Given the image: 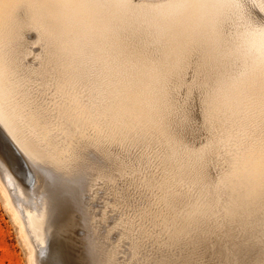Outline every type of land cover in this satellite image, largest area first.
Returning a JSON list of instances; mask_svg holds the SVG:
<instances>
[{"label": "bare ground", "instance_id": "bare-ground-1", "mask_svg": "<svg viewBox=\"0 0 264 264\" xmlns=\"http://www.w3.org/2000/svg\"><path fill=\"white\" fill-rule=\"evenodd\" d=\"M226 4L227 0H131L132 6H129V0H0V126L8 135H4V137L7 145L12 149L13 157L20 163L17 171H19L21 176H19L21 178L19 180L12 171V166L10 167V164L8 165L3 158L4 156L2 157V155H0V194L4 204L10 210L13 219L18 225L21 241L28 253L29 264H44L46 261L47 264H70L65 251V244L62 243L61 238L63 236L60 237L62 234L59 233L56 235V229L63 226L64 222L67 223L68 221L69 224L67 225H69V228H72L73 225L80 227L82 221L73 217L75 213L72 215L71 212L73 209H83L82 201L80 200L82 178H89L92 176L91 173H95L97 176L112 179L114 170L117 166L115 160L109 155V151L106 152L107 147L106 149L103 148V140L99 136L98 130H95L97 133L94 135L97 136V138H94V141H92V137V140L89 139L87 143L86 141H82V104H76L77 102L75 100L67 99V96H64L66 93L65 89H67L66 84L69 81L67 73L70 72V69L81 71L82 74L86 75V77H90L91 80H94L97 86H99L101 101L98 111L103 118L101 121H103V124L107 128L104 137L110 138L109 141L113 140L111 138L115 139L119 134H123V132L135 129V127L136 129L138 127L141 128L144 124L156 127L164 134L167 132V119L175 105L174 96H176L178 91H185V89L177 88L178 91L172 90L169 92V95H167L168 92L166 94H161V91H156L157 86L154 80L152 81L147 76V73L143 72L146 76H142V78L133 73L134 70L130 69L133 68V66L128 64L121 53L122 50L118 48L117 44L119 42V33L124 31V29L126 30L125 27L122 28L120 25H122V22L125 24L129 14H137L139 17H137L136 21L138 22L141 20V15H146L145 13L150 9L156 11V19L159 20L161 24H166V26L175 24L177 27L181 28V31L184 30L189 33L192 36L191 38H201L204 40L211 54L214 69H223V73L226 76L225 80L217 84L216 87L211 90V93H209L210 95L208 97L206 96L207 101L204 100V96L200 93L202 95V103L205 107L204 110H206V112H203L206 113L209 120L208 122L210 123V146L214 150H219L221 146H224L226 147L225 150L230 152L228 163L232 166V172H234V174L238 172V176L242 177L245 187L243 193L250 199V201L247 200V202L252 203L251 206L244 207L241 226V260H248L249 264H253V262H257L258 264L260 259V239L262 234H264V228L258 214V209L264 202V80H262L258 69L246 66L244 61L238 56L228 54L231 45L225 41L222 34L223 22L229 18L231 13V10L226 7ZM156 19L154 17V19L149 20L146 24L153 28ZM28 31L34 32V39L31 42L26 39V32ZM233 39L239 43H244L243 38L238 35L233 37ZM32 44H37L40 51L33 53L30 47ZM27 57H31L38 61L29 63V61L26 60ZM54 72L56 76H54ZM44 74L47 75L49 80H52L54 76L55 92L59 94L60 98L68 100L66 103L62 102L63 105L65 104L66 106L64 105V107L62 106L60 108V110H64V112L62 111L63 114L59 117L55 112V114H52L50 111L49 113L46 109L44 110L41 103L38 102L37 92L42 88L39 75ZM86 84L89 85V83ZM188 90L189 92L192 91L190 89ZM33 96H35V98H33ZM79 99H81V97ZM53 100L52 98V102ZM48 103L49 102H47V104ZM60 103L61 102H59V104ZM65 107H67L66 110L62 109ZM91 109L93 110V106ZM60 110L57 109L59 112ZM60 114L61 112L58 115ZM86 116H88V114ZM175 135L178 134L176 133ZM89 136H92V133ZM89 147L94 148V150L97 149V152L103 154L108 160L105 166H100L98 163L89 159L84 150L89 149ZM201 147L202 145L200 148ZM143 151L145 152V149ZM203 152L204 151H202V153ZM13 157H10V159ZM190 157H193V155ZM203 157H199V159L201 158L202 161ZM190 160L191 159H189V161ZM198 160L196 161L199 163ZM180 161H182V159ZM163 163L166 164L165 161ZM182 166L181 169L183 168ZM121 167L123 166H120V168ZM179 168L178 170H180ZM195 168L198 167L195 166L193 169L195 170ZM228 169L230 170L231 168ZM199 170L200 169H198V172ZM192 172L194 171L192 170ZM199 173H201V171ZM178 174H180V171L177 173V176ZM16 179L19 180L21 184V187H19L20 196L15 195L18 191L15 194L13 192V190H15L13 185ZM239 179L240 178H238V180ZM27 182L29 184H27ZM141 184L144 183L141 181ZM237 184L238 183H236V185ZM173 192L171 194H173ZM159 194L161 195V193ZM171 196L174 197L173 195ZM262 209H264V207ZM159 213H161V211ZM261 213H264L263 210ZM162 218L160 217V219ZM170 220L171 219H169V221ZM110 222L111 221H108V223ZM25 224L30 227V231L32 232L31 239L32 236H34L31 241L24 228ZM64 225L68 228L66 224ZM176 227L177 226H175L174 229H176ZM73 228L75 229L76 226ZM150 228L149 230H151ZM154 228L155 227H153V229ZM68 229H65V231ZM124 232L125 231H123V233ZM168 232L170 233V231ZM156 234H158V232ZM165 234H167V232ZM176 234H178V231L175 235ZM58 237H60V239ZM79 237L80 239L78 238L77 242H80V245L78 244L80 246V254L77 259L74 258V260H78V264H86L83 259L84 253L82 252V243L84 242L81 235ZM155 238V240H158L156 235ZM33 240H35L34 245L38 248V254H40V256H45V254L49 255L47 260L43 259L41 263L38 259L40 257L36 260V253L32 245ZM175 242L178 241L176 240ZM64 243L67 244V242ZM150 243L148 242L147 244ZM94 246L96 252H104L102 248V250L99 249L100 247L96 243H94ZM151 249H153V247ZM156 254L160 256L159 253ZM145 257H143V259ZM150 259H153L154 262V258H149V260ZM149 262L150 261H148V263ZM162 263H165V261ZM98 264H112V261L102 259Z\"/></svg>", "mask_w": 264, "mask_h": 264}, {"label": "rangeland", "instance_id": "rangeland-1", "mask_svg": "<svg viewBox=\"0 0 264 264\" xmlns=\"http://www.w3.org/2000/svg\"><path fill=\"white\" fill-rule=\"evenodd\" d=\"M145 14L146 15L144 14L141 15V20L138 22L136 21L137 17H139L137 16V14H129V16L126 18L127 21L125 22V24L124 22H122V25L120 26L122 28L125 27L126 30L124 29V31L120 32L118 35L119 37V42L117 43L118 48L122 50L121 53L127 60L128 64L133 66V68H130L131 70H134L133 73H135L137 76H140V78H142V76H146L145 74H143V72H145L148 74L147 76L152 81L154 80L157 86L156 91L159 92L161 91V94H166L168 92L167 95H169L170 94L169 92L172 90L178 91L177 88L180 89L184 88L185 91L184 90L178 91L176 96H174L175 105L173 107L174 109H172L167 119L166 134L159 131V129H157L156 127L148 126L144 124L143 127L141 128L138 127L136 129L135 127V129L129 130L127 132H123V134H119L118 136H116L115 139L111 138L113 140L109 141L110 138L104 137L105 136L104 134L107 132V128L103 124V121H101L103 120V118L101 117V113H99L98 111L99 104L101 101V92L99 86H97L95 81L91 80L90 77L88 76L86 77V75L82 74L81 71L70 69V72L67 73L69 81L66 84L67 89H65L66 93L64 94V96L66 95L67 99L75 100L77 102L76 104L79 105L82 104V113H83L82 141H86L87 143L88 140L89 139L92 140V138H93L92 141H94L97 138V136H95L94 134L98 132L99 136L104 142V143L102 142V146H104L103 148L106 149L107 147L106 152L109 151L108 152L109 155L112 157L113 160H115L117 166L116 169L114 170V176L112 179H107L106 177L97 176L95 173H91L92 176L89 178L88 177L82 178V192L80 194V200L82 201L83 209L82 210L73 209V211L71 212L72 215L75 213L73 217L79 219L80 221H82V223H80V227H78L77 225L72 226V228L76 226V228L79 229L76 228L72 229L68 227L69 225H67L69 224V221L67 223L64 222V224H66L69 229L66 228V226L63 224V226L58 227L56 229L55 234L56 235L58 233L62 234L61 236L60 235L59 236L60 237L63 236L61 238L62 243L65 244L64 247L70 264H78V260L76 259L80 254V246H79L80 242L77 241L78 238L80 239L79 237L80 235L84 242L82 243V252L84 253L83 259L86 262V264H98V262H100V260L102 259L112 261V264H130V263L131 264L132 263L133 264H139V263L140 264H152V263L153 264L156 263L157 264L158 263L159 264H201V262L205 260H209V261L224 260L226 264V262L230 258L233 260L236 259L241 260V248H242L241 226L243 221L244 207L251 206L252 203L247 202V200L250 201V199L247 198L243 193L245 187L243 184L242 177L238 176L239 175L238 172L236 173L237 175L234 174V172H232L233 171L232 166L230 165V163H228V159L230 158L229 156L230 152H227L225 150L226 147L224 146H221L219 150H214L210 146L211 145L210 123L208 122L209 120L205 113L206 110H204L205 107L202 103L203 102L202 95L204 96V100H206L207 97L210 95L209 93H211V90L214 87H216L217 84H220L223 80H225L226 76L223 73V69L221 70L214 69L211 54L208 51L206 42L204 40H202L201 38L200 39L191 38L192 36L189 33H187L184 30L181 31V28L177 27L175 24L168 26H166V24H161L159 20L156 19L157 13L154 9L148 10ZM154 17L156 20L153 24V28H151L146 23H148L149 20L154 19ZM26 39L31 42L34 39V32L33 31L26 32ZM30 47L33 50V53H36V51L37 52L40 51V48L37 44H32L30 45ZM26 60H28L29 63L38 61L36 59L34 60L31 57H27ZM54 76H56L55 72H54ZM54 76L52 80H49L47 75L45 74L39 75V78L41 79L42 82L41 84L42 88L40 89V91L38 90L39 92H37L38 95L37 97H38V102L41 103V106L44 110L46 109L48 112L50 111L52 114L57 113V116L59 117L63 114L62 111L64 112V110L61 111L60 108L62 106L64 107L65 104L63 105V103L68 102V100L64 98H60L59 94L55 92ZM86 83H89L90 86L87 85ZM188 89L192 91L189 92ZM35 96H33V98H35ZM80 97L81 99H79ZM52 98L54 99L53 102H52ZM47 102L49 103L47 104ZM59 102L61 103L59 104ZM92 106H93V110L91 109ZM201 107L202 108L204 107L203 110ZM57 109L60 110L61 112L60 115H58L60 112L57 111ZM62 109L66 110L67 107ZM87 114L88 116H86ZM95 130L98 131L95 132ZM91 133L92 136H89ZM176 133L178 135H175ZM1 135L8 136L7 133L4 131V129L0 126V155H2V157L4 156L3 158L6 160L8 165L10 164V167L12 166L11 167L12 171L14 172L16 177L20 180L21 176L19 171H17L20 163H18L19 161H17L16 158L13 157L14 155L12 149L7 145V143L5 142L3 137H1ZM104 138L107 140H105ZM200 144L202 145L201 148H200L201 146ZM197 147H198V151H197ZM144 149L145 152L143 151ZM84 150L90 160L98 163L100 166H105V164H107L108 160L103 156V154L97 152V149L94 150V148L89 147V149H84ZM202 151L204 152L202 153ZM199 154L202 156H200ZM170 155L173 156L171 157ZM191 155H193V157L195 155V157L194 158L190 157ZM129 156L131 157V159ZM10 157L13 158L10 159ZM199 157H203L202 161L201 158L199 159ZM126 158L128 159V161ZM179 159L180 160L182 159V161H180ZM189 159L191 160L189 161ZM196 160H198L199 163ZM164 161L166 162V164L163 163ZM204 161L206 164L204 163ZM120 166H123L124 168L123 167L120 168ZM176 166H179L180 168ZM181 166L183 167L182 169L184 170L181 169ZM195 166L198 167L195 168V170L197 169L196 171L193 169ZM184 167L186 168V170ZM178 168L180 170H178ZM228 168H231L230 169L231 171ZM191 169L194 172H192ZM198 169H200L199 172L201 171V173L198 172ZM179 171L180 174H178L177 176V173H179ZM192 175L193 176L195 175L194 176L195 178ZM238 178L240 179L238 180ZM19 180L17 179L15 180L13 185L15 190H13V192L15 194L18 191L19 193L17 192L15 195L20 196L21 193L19 187H21V184L19 183ZM141 181L144 184H141ZM180 183L183 184L181 185ZM236 183L238 184L236 185ZM27 184L29 183L27 182ZM235 188L238 190H236ZM171 191L172 192L174 191L173 194H171L172 193ZM159 193H161V195ZM162 194L165 195L163 196ZM171 195H173L174 197H172ZM263 207H264V202L263 205L259 207L258 209L259 211L258 210L257 211L260 216L259 219L261 221V224L264 228V221H263L264 213H261L262 210L264 212V209H262ZM156 208L161 210H157ZM160 211L162 214L159 213ZM147 215L148 216L152 215V216L148 217ZM160 217L161 218L163 217L162 218L163 220L160 219ZM169 219L171 220L169 221ZM108 221L111 222L108 223ZM175 226H177L176 229H174ZM153 227H155L156 230L155 228L153 229ZM24 228L26 230L28 238L31 241L34 236H32L31 239L32 232L30 231V227L27 224H25ZM149 228L151 230H149ZM65 229L68 230L65 231ZM123 231L125 232L123 233ZM142 231L143 232L148 231V232H144L145 233L144 234ZM156 231L158 232V234H156L157 233ZM168 231H170V233ZM177 231L178 234L175 235ZM166 232L167 234H165ZM155 235L158 238V240H155L156 239ZM60 237L58 238L60 239ZM148 239L151 241H149ZM167 239L169 240V242ZM162 240H164L165 242ZM176 240L178 242H175ZM34 241L35 240H33L32 241L33 243L32 242L31 243L34 246V252L36 253V260L38 257H40L38 259L40 260L41 263L43 259L47 260L49 255L45 254V256L44 255L40 256V254H38L39 253L38 248L35 247L34 245ZM134 241H136L137 243ZM166 241L168 246L166 244ZM64 242H67V244ZM148 242L151 243L147 244ZM163 242L166 244V246ZM94 243H96L100 247V248L98 247L100 250L103 249L105 253L104 252L100 253V251L96 252ZM75 244L77 245L79 244V245L77 246ZM152 247L153 249H151ZM120 253L122 254V256ZM156 253H159L160 256H158V254ZM143 257H145L146 259L144 258L145 259L144 260ZM74 258L76 259L74 260ZM149 258H154V262L153 259L149 260ZM148 261L150 262L148 263ZM164 261L165 263H162ZM0 264H29L28 253L23 245V242L21 241L18 225L13 219L10 210L4 204L1 194H0ZM44 264H47V261Z\"/></svg>", "mask_w": 264, "mask_h": 264}, {"label": "snow or ice", "instance_id": "snow-or-ice-1", "mask_svg": "<svg viewBox=\"0 0 264 264\" xmlns=\"http://www.w3.org/2000/svg\"><path fill=\"white\" fill-rule=\"evenodd\" d=\"M129 6H132L131 0ZM226 7L231 13L223 22L222 34L231 45L228 54L236 55L246 66L258 69L264 80V0H227ZM237 35L243 38V44L233 39ZM259 252L258 264H264V234L260 239ZM201 264H225V261L205 260ZM226 264H249V261L230 258Z\"/></svg>", "mask_w": 264, "mask_h": 264}, {"label": "water", "instance_id": "water-1", "mask_svg": "<svg viewBox=\"0 0 264 264\" xmlns=\"http://www.w3.org/2000/svg\"><path fill=\"white\" fill-rule=\"evenodd\" d=\"M1 137H3V139L5 140V138H4V136H3V135H1ZM5 142H6V140H5Z\"/></svg>", "mask_w": 264, "mask_h": 264}]
</instances>
